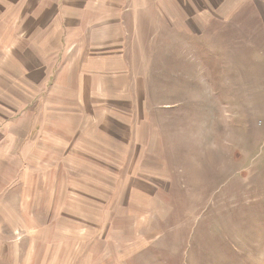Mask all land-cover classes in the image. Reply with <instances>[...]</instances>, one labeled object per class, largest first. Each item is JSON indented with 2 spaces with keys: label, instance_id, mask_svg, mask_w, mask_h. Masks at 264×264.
<instances>
[{
  "label": "rangeland",
  "instance_id": "1",
  "mask_svg": "<svg viewBox=\"0 0 264 264\" xmlns=\"http://www.w3.org/2000/svg\"><path fill=\"white\" fill-rule=\"evenodd\" d=\"M213 3L127 0L101 87L0 48V264H264V0Z\"/></svg>",
  "mask_w": 264,
  "mask_h": 264
},
{
  "label": "crops",
  "instance_id": "2",
  "mask_svg": "<svg viewBox=\"0 0 264 264\" xmlns=\"http://www.w3.org/2000/svg\"><path fill=\"white\" fill-rule=\"evenodd\" d=\"M126 1L123 6L121 0H0V48L34 56L35 64L42 62L37 57L50 56L45 60L48 80L62 78L70 87L78 86L70 84L73 80H94L101 87L102 79L114 80L117 75L111 73L124 71V36L118 25ZM201 1L206 8L214 5ZM10 32L13 42L7 43Z\"/></svg>",
  "mask_w": 264,
  "mask_h": 264
}]
</instances>
